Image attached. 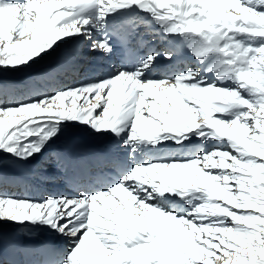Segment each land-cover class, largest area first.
<instances>
[{
  "label": "snow or ice",
  "instance_id": "1",
  "mask_svg": "<svg viewBox=\"0 0 264 264\" xmlns=\"http://www.w3.org/2000/svg\"><path fill=\"white\" fill-rule=\"evenodd\" d=\"M84 47L119 64L57 79ZM77 127L114 138L107 171L56 147ZM47 164L71 194L2 191ZM0 264H264V0H0Z\"/></svg>",
  "mask_w": 264,
  "mask_h": 264
},
{
  "label": "bare ground",
  "instance_id": "2",
  "mask_svg": "<svg viewBox=\"0 0 264 264\" xmlns=\"http://www.w3.org/2000/svg\"><path fill=\"white\" fill-rule=\"evenodd\" d=\"M145 39L151 40L152 42L148 46L155 47L158 51L168 47L166 43L152 40L151 37L146 36ZM177 47L183 48V45H177ZM160 59L161 67L155 73V76L166 78L165 65L167 62L162 57ZM188 59L194 58L185 49L181 55V61H187ZM48 64L49 61L46 60L41 62L37 67L44 68ZM118 64L116 58L111 60L103 59L94 54H90L87 48L84 47L81 49L76 60L77 67L65 74L59 75L57 79L62 82L75 84L79 81L91 79L110 70H114L113 65ZM40 87H46V85L41 84ZM194 143L198 142L194 140ZM68 145L71 146L75 159L84 161L95 172L107 171L104 168L103 161L96 159L97 157L122 154L113 151V146L115 145L114 138L98 137L79 127L66 130L65 135L57 142L56 147L63 148ZM176 147L175 145H171L164 151L174 153ZM7 174L10 179L2 191L20 198H40L48 194L59 195L62 193H72V189L65 182L64 173L52 164L45 165L43 169L37 172H30L27 168L11 167ZM3 232L5 235L14 238L23 247H38L44 244H54L58 247H63L65 244L64 241L59 240L51 233L43 230L29 233L17 230L10 225H3Z\"/></svg>",
  "mask_w": 264,
  "mask_h": 264
},
{
  "label": "rangeland",
  "instance_id": "3",
  "mask_svg": "<svg viewBox=\"0 0 264 264\" xmlns=\"http://www.w3.org/2000/svg\"><path fill=\"white\" fill-rule=\"evenodd\" d=\"M30 71L24 72V73H9L6 75V78L9 80H13V81L21 80L22 78H23L22 80H25L29 76ZM10 168L11 167H8V168L4 169V171L7 173V172H9Z\"/></svg>",
  "mask_w": 264,
  "mask_h": 264
}]
</instances>
